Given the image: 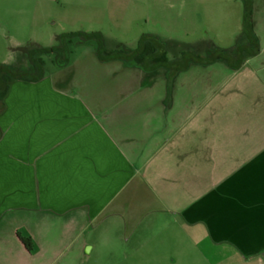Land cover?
I'll list each match as a JSON object with an SVG mask.
<instances>
[{"label":"crops","instance_id":"crops-1","mask_svg":"<svg viewBox=\"0 0 264 264\" xmlns=\"http://www.w3.org/2000/svg\"><path fill=\"white\" fill-rule=\"evenodd\" d=\"M208 1L135 0L131 12L163 52L209 20ZM254 33L258 53L237 69L216 60L160 73L103 58L66 90L44 76L12 82L0 226L17 229L0 235L28 237L30 252L11 238L23 256L67 252L76 264H264V41Z\"/></svg>","mask_w":264,"mask_h":264},{"label":"rangeland","instance_id":"rangeland-1","mask_svg":"<svg viewBox=\"0 0 264 264\" xmlns=\"http://www.w3.org/2000/svg\"><path fill=\"white\" fill-rule=\"evenodd\" d=\"M134 1L0 0V66L33 73L26 49L31 51L35 47L50 49L64 46L66 53L36 52L34 58L42 61L41 72L54 85L66 90L65 81L68 78L81 85L88 78L85 71H91L99 61H103V58L109 60V56L123 48H129L128 50L138 48L142 34L148 29L140 18L139 11L131 12L135 5ZM221 3L219 0L207 2V6L213 8L211 16L206 23L199 22L195 34L179 44L163 45L167 61L172 63L180 61L181 53L188 52L185 48L190 46L197 49V55L205 57L208 48L225 50L245 44V38L241 36L243 0ZM251 14L252 25L255 26L253 33L256 32L264 41V0H252ZM158 28L160 29V26ZM75 33L99 34L102 42L99 44L93 38L80 40V37H73L71 40H67V37L63 41L59 39ZM119 63L114 62L106 68H115ZM131 63L136 65L134 61ZM157 68L160 73L168 69L165 66H156L153 69ZM172 70L169 68V72ZM0 227L10 231L17 229V224L6 220ZM18 235L23 237L22 233L17 231L11 238ZM0 238L4 243L0 250V264H76L69 260L67 252L62 253V257L57 260L54 259L57 254L55 252L45 254L41 251L31 253L33 255L31 257L23 256V253L13 245L14 240L9 234L0 235Z\"/></svg>","mask_w":264,"mask_h":264},{"label":"trees","instance_id":"trees-1","mask_svg":"<svg viewBox=\"0 0 264 264\" xmlns=\"http://www.w3.org/2000/svg\"><path fill=\"white\" fill-rule=\"evenodd\" d=\"M244 14L242 22L241 36L245 38V44H239L235 47L225 50H212L208 51L205 57H200L194 53H184L178 62H168L165 54L161 51L160 43L150 35H143L139 41L138 48L136 50L120 49L113 55L109 56L110 59H122L125 61H134L137 65L144 68H154L156 66H166L175 70L185 68L189 63L209 64L216 60L224 61L229 67L237 69L241 61V57L244 55L254 56L258 53L257 39L253 33V25L251 20L252 13V0H243ZM71 40L73 37H80V40L95 39L101 44L102 40L99 34H84L75 33L68 34L63 37H59L60 41L64 38ZM29 53V60L33 67V73H25L18 70L10 69L6 66H0V112L2 110V102L5 98L9 86L12 82H34L40 80L43 77L42 66L43 63L40 59L36 60L34 54L36 52L42 54H48L52 52L66 53L64 46L54 47L50 49H44L35 47L33 50H25ZM149 64H152L150 66ZM150 66V67H148ZM21 243L27 251L32 250V243L28 237H22L18 235Z\"/></svg>","mask_w":264,"mask_h":264}]
</instances>
